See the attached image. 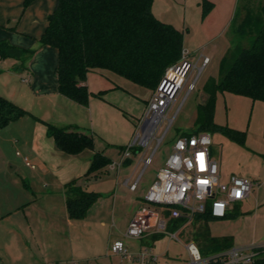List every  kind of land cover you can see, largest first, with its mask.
<instances>
[{
    "label": "crops",
    "instance_id": "crops-1",
    "mask_svg": "<svg viewBox=\"0 0 264 264\" xmlns=\"http://www.w3.org/2000/svg\"><path fill=\"white\" fill-rule=\"evenodd\" d=\"M189 1H195L201 17V0ZM210 1L214 5L208 13L217 11V1ZM22 2L0 0V42L34 49L24 62L15 57H0V95L32 114L23 115L0 127V264H70L72 260L77 264H125L126 258L109 249L110 227L106 242L100 239L99 232L104 231L110 220L114 223L115 218H121L124 220V231H120L113 240L124 242L122 237H127L124 232L130 218L145 205L143 195L146 191L136 192L141 178L135 176L143 162V155L135 159L138 150H131L129 155L123 156V149L135 130L124 114L128 113L124 109L128 101L126 97H130L131 93L126 91L129 96L117 93V90H124L118 84L103 87L94 83L89 88L84 81L82 84H86L92 92L87 105L60 94L54 73L57 50L38 41L56 0H32L26 8H23ZM237 2L229 0V7L224 9L226 20L232 21V15L237 10L233 3ZM152 12L162 21L170 20L166 7L156 4V0H153ZM182 13L183 49L196 61L195 44L214 47V37L205 32L204 37L201 34L191 35L186 25L185 8ZM243 14L241 9V17ZM230 47L232 39L226 35L223 45L217 48L219 51L211 49V52L202 55L208 56L210 61L218 53L220 60ZM100 90H104L101 96L96 95ZM44 122L74 126L90 134L94 149L86 148L75 154L58 149L53 138L47 135ZM112 147H117V154L108 152ZM15 148L16 151H13ZM95 151L102 152L110 163L87 174ZM253 175L259 176L256 178L258 185L246 198L238 201L239 204L236 202L228 207L226 216L216 218L228 220L235 206L239 210L241 203L248 201L254 205V214L244 212L240 217L252 218L255 223L259 213L256 209L264 202V188L263 176L249 173V176ZM72 180H76L82 189L98 194L85 216L79 219L71 218L66 208V198L70 195L66 185ZM135 181V188L130 189L129 185ZM167 230L176 231L178 239L170 238L166 233L148 232L141 238H133L137 240L135 246L126 241L127 250H132H128L132 253L131 264H185L188 260L185 243L194 239L190 222H184L175 229H169L167 224ZM163 239H166L164 243ZM172 241L181 245L185 254L174 249ZM232 245H264V236ZM145 248L156 256L155 259L146 256L141 263L136 253Z\"/></svg>",
    "mask_w": 264,
    "mask_h": 264
},
{
    "label": "trees",
    "instance_id": "trees-1",
    "mask_svg": "<svg viewBox=\"0 0 264 264\" xmlns=\"http://www.w3.org/2000/svg\"><path fill=\"white\" fill-rule=\"evenodd\" d=\"M31 1L23 0V8ZM152 3L153 0H56L38 41L57 50L54 73L58 92L87 105L92 92L82 82L88 72L95 69L109 70L150 90L156 88L165 68L176 62L184 49L183 32L158 19L152 12ZM213 5L210 0L200 1L202 18ZM241 9L244 11L242 17ZM231 27L235 34L234 44L219 60L218 78L209 77L203 85L207 99L198 105L200 113L195 119L198 130L194 131L219 132L243 143L245 130L214 121V104L217 92L264 102V3L255 10L245 6L236 10ZM33 53L34 49L0 42V57H15L24 62ZM103 92L95 94L101 96ZM26 114L32 115L0 95V127ZM44 123L47 135L53 138L58 149L68 154L94 149L90 134L74 126ZM140 149L136 147L132 151ZM109 163V158L95 151L86 173L96 172ZM66 187L70 192L66 198L68 215L74 219L83 218L98 194L82 189L76 180L68 182ZM214 218L216 216L206 210L194 214L189 221L193 237L200 240L202 249L211 253L233 246L230 237L210 234L207 223ZM186 221L185 216L171 218L168 228L175 229ZM259 248L263 250V246ZM252 264H264V251Z\"/></svg>",
    "mask_w": 264,
    "mask_h": 264
},
{
    "label": "rangeland",
    "instance_id": "rangeland-1",
    "mask_svg": "<svg viewBox=\"0 0 264 264\" xmlns=\"http://www.w3.org/2000/svg\"><path fill=\"white\" fill-rule=\"evenodd\" d=\"M216 1L218 3V9H216L217 11H211L210 13H207L201 21L199 13L200 10L196 9L195 1L156 0V4H161V6L164 8L166 7V11L168 12V15H170L168 16L170 20L164 21L168 23L171 22L172 25L176 26L180 30L182 29L183 23V19L181 18L183 16L182 9L185 8L187 20L186 25L189 29V33L191 35L201 34L200 36L202 37L205 36V33L208 35L212 34L214 37V47H210L209 44L206 46L203 45L202 47L200 43H194L197 45V49L195 50V55L198 57L196 60V67L191 70L185 83L183 84L182 89L175 98L174 103L167 110V119H163L159 125V128L156 132L157 135H160L168 126L162 142L154 150L156 140H153L150 144V147L145 150L141 149V151H139L135 156V159H138L142 155L144 158L145 156H150L153 153L151 162L145 166L144 163L141 162L137 171L135 172V176L139 175L141 178L136 192H144L148 189L157 170L164 165V162L171 151V146L175 138L183 132L198 130V124L195 123V119L200 113L198 105L204 103L207 99V93L205 92L203 85L209 77L216 79L219 75L218 53H215V56H213V58H211L210 61L204 65L199 72L198 67L202 64L201 55L211 52V49L214 51H219L217 48L220 49L221 45H223L226 35H230L233 46L235 37L234 32L231 30L232 21H229L228 18V21L226 20L227 13L225 14L224 11L225 8L229 7V0ZM237 1V4L233 3V7H236L237 10L242 6L250 7L255 10L259 5L264 3V0ZM233 16L234 15H232V18ZM175 18L179 20H176ZM206 41L208 40L206 39ZM169 66L165 68L164 72ZM85 82H87L89 88L91 86L93 87L94 83L96 85L97 83L100 85L102 84L103 87H109L111 85L118 84L123 87L124 90H117V93L125 94L126 91L131 93L130 97H126L128 98V101L124 109H126L128 113L124 114L134 129L136 128L135 124L138 123L140 116L145 110L146 100L150 92H153L155 89L154 88L153 90L149 91L146 88L130 81L129 79L103 69H95L90 71L86 76ZM191 82H194V86L193 88L188 89V85ZM127 95L129 96V94ZM214 121L218 124L228 125L239 130H245L246 132L245 141L243 143H238L231 140L222 133L210 131L213 141L210 149L213 158L218 163L221 181H225L230 174L248 176L249 178L256 180V178L259 176H249V173H259L263 176L262 186L264 188V102L260 100L253 101L249 97L230 92H217L214 104ZM133 136L134 135H132V139ZM13 151H16V148ZM117 151V147H112L108 150V152L111 154H117ZM134 193L131 192V194ZM205 203L208 204V202ZM239 203L240 202L237 204ZM256 210H258L259 213L256 215L255 223L253 222V219L249 217H246L247 219H242L240 216H243L244 212L254 214V205L250 204L248 201H244L241 203L239 210L235 206L232 212H235L236 215L229 217V221L226 218H214L213 220L208 221L207 225L209 232L211 235L215 234V236H228L231 238V242L235 245L245 242L246 239L247 241H250L253 237L259 238L264 236V202ZM166 219L169 222L171 218L166 217ZM109 227L112 242L115 236L119 235L120 231H124V220L121 218H115L114 223L112 220L108 222L107 226L104 228V231L99 232V237L103 242H106L105 239L107 240L109 237ZM122 238L124 239L125 244L127 241L128 243L135 246V242H137V240L130 237ZM165 241L166 239L162 240L163 243ZM194 241L199 246L202 254L211 253L210 250L201 248L202 243L199 239L194 238ZM171 244L174 249L179 250L181 254H185L181 245L175 243V241H172ZM128 250L132 251L129 248ZM126 260L127 261H125V264H131L130 261H132V258H126Z\"/></svg>",
    "mask_w": 264,
    "mask_h": 264
},
{
    "label": "built area",
    "instance_id": "built-area-1",
    "mask_svg": "<svg viewBox=\"0 0 264 264\" xmlns=\"http://www.w3.org/2000/svg\"><path fill=\"white\" fill-rule=\"evenodd\" d=\"M201 57L199 72L209 62L208 56ZM195 67L196 61L183 50L180 59L166 69L136 124L133 139L131 138L123 149V156L129 155L132 148L147 149L153 140H156L154 150L159 146L168 128L167 126L157 135L159 125L163 119H167V110ZM193 86L194 82L189 83L188 89ZM212 142V134L207 131H190L175 138L164 165L157 170L143 195L145 205L130 218L125 236L138 239L148 232H156L166 233L170 238L178 239L176 231L167 230L166 217L185 216L186 222H189L194 214L206 210L213 216L223 217L228 207L250 194L258 185L257 180L230 174L225 181H221L218 163L210 149ZM152 154L143 158L144 165L151 162ZM135 186L136 181L130 184L129 188L134 189ZM165 210L168 214H165ZM259 246H263V250H260ZM185 248L188 254L185 264H252L264 251V245H251L232 246L223 251L202 254L194 239L188 240ZM109 249L124 258L132 257V253L127 250L121 239L113 240ZM136 256H139L143 263L146 256H153L152 259H155L156 255L145 248L138 251ZM70 264L77 263L72 260Z\"/></svg>",
    "mask_w": 264,
    "mask_h": 264
}]
</instances>
